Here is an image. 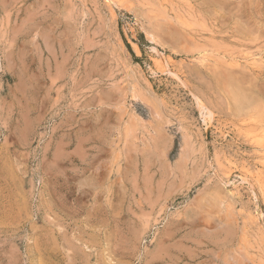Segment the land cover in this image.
Segmentation results:
<instances>
[{"label":"rangeland","instance_id":"obj_1","mask_svg":"<svg viewBox=\"0 0 264 264\" xmlns=\"http://www.w3.org/2000/svg\"><path fill=\"white\" fill-rule=\"evenodd\" d=\"M111 1L0 0V264H264V0Z\"/></svg>","mask_w":264,"mask_h":264},{"label":"bare ground","instance_id":"obj_2","mask_svg":"<svg viewBox=\"0 0 264 264\" xmlns=\"http://www.w3.org/2000/svg\"><path fill=\"white\" fill-rule=\"evenodd\" d=\"M107 1H108V0H107ZM110 1H111V0H110ZM112 1H113V0H112ZM112 1H111V2H112ZM111 2H110V4H111ZM155 39H156V38L153 39V40H154V43H155ZM154 50L156 51V54H157V52H159V51H157L156 48H154ZM155 51H154V52H155ZM158 55H159V54H158ZM160 55H161V54H160ZM163 55H164V54H163ZM160 57H161V56H160ZM157 62H158V61H157ZM159 64H161L163 67L167 68V71L169 72V74H172V75L175 74L172 70L169 69V68H170V64H169V61H168L166 58H162L161 62L159 61ZM161 65H160V67H161ZM160 67H159V68H160ZM163 67H162V68H163ZM164 70H165V69H164ZM173 70H174V69H173ZM165 71H166V70H165ZM165 71H164V72H165ZM166 73H167V72H166ZM132 97H133V96H132ZM134 97H135L134 99H135L136 101H139V102L142 101V99L140 100L139 97H138V98L136 97V95H135ZM136 103H137V102H136ZM141 103H142V102H141ZM151 105H152V104H151ZM144 107H146V108L148 109V112H149V115H150V117H148V118H150V119H151V117H152V118H155V119L157 118V117H156V116H157V115H156V114H157L156 111H155L150 105L145 104ZM136 118H137V117H136ZM139 119H141V117H140ZM155 119H154V120H155ZM136 120L138 121V118H137ZM146 120H147V119H146ZM137 121H136V122H137ZM141 121H142V120H141ZM139 122H140V120H139ZM139 122H138L137 124H139ZM144 122H145V119H144ZM147 122H148V120H147ZM147 122H146V123H147ZM140 123H141V122H140ZM153 123H154V122H153ZM140 125H142V123H141ZM140 125H139V126H140ZM146 125H147V124H146ZM148 126H149V130L147 131V134L149 135L148 137L152 138V137H153V134H154V127H153L152 123H150V122L148 123ZM144 127H145V126H143L141 129L144 130ZM143 130H142V131H143ZM145 130H146V129H145ZM138 133H139V132H138ZM142 133H143V132H142ZM142 133H141V136H142ZM139 134H140V133H139ZM139 134H138V135H139ZM138 135H137V136H138ZM145 136H147V135L145 134ZM145 136H144V138H141V139H142V142H141L142 144L145 143L146 139H149V138H146ZM139 138H140V137H139ZM139 138H138V139H139ZM145 138H146V139H145ZM133 139H134V138H133ZM136 139H137V137H136ZM134 140H135V139H134ZM150 140H151V139H150ZM135 141H136V140H135ZM143 142H144V143H143Z\"/></svg>","mask_w":264,"mask_h":264}]
</instances>
